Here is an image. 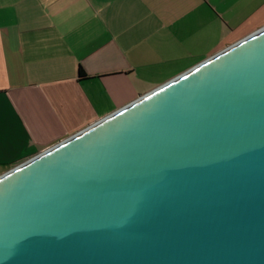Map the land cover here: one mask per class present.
<instances>
[{"label": "water", "instance_id": "water-1", "mask_svg": "<svg viewBox=\"0 0 264 264\" xmlns=\"http://www.w3.org/2000/svg\"><path fill=\"white\" fill-rule=\"evenodd\" d=\"M0 264H264V25L1 172Z\"/></svg>", "mask_w": 264, "mask_h": 264}, {"label": "crops", "instance_id": "crops-1", "mask_svg": "<svg viewBox=\"0 0 264 264\" xmlns=\"http://www.w3.org/2000/svg\"><path fill=\"white\" fill-rule=\"evenodd\" d=\"M262 25L264 0H0V173Z\"/></svg>", "mask_w": 264, "mask_h": 264}, {"label": "trees", "instance_id": "trees-1", "mask_svg": "<svg viewBox=\"0 0 264 264\" xmlns=\"http://www.w3.org/2000/svg\"><path fill=\"white\" fill-rule=\"evenodd\" d=\"M78 74H79L80 76H84V75H85V73L83 72L81 66H79V73H78Z\"/></svg>", "mask_w": 264, "mask_h": 264}, {"label": "rangeland", "instance_id": "rangeland-1", "mask_svg": "<svg viewBox=\"0 0 264 264\" xmlns=\"http://www.w3.org/2000/svg\"><path fill=\"white\" fill-rule=\"evenodd\" d=\"M4 168V167H3ZM5 170V169H4Z\"/></svg>", "mask_w": 264, "mask_h": 264}]
</instances>
